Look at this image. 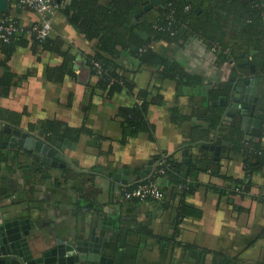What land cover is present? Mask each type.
<instances>
[{
    "label": "crops",
    "instance_id": "obj_1",
    "mask_svg": "<svg viewBox=\"0 0 264 264\" xmlns=\"http://www.w3.org/2000/svg\"><path fill=\"white\" fill-rule=\"evenodd\" d=\"M70 3L60 4L46 42L19 36L12 47L0 46V127L46 136L48 124L62 123L92 136L71 140L76 147L66 148L64 167L0 148V221H29L36 257L56 246L63 252L92 246L111 264H264V168L248 173L243 153L230 156L222 148L216 159L215 149L204 148L229 133L213 103L231 73L226 62L198 35L150 44L179 64L186 85L121 47L101 57L97 40H88L64 15ZM9 14L26 27L40 24L33 11L10 7ZM238 30L233 24L223 29L227 42ZM228 48L235 59L255 56ZM100 57L124 78V84L116 81L121 92L109 96V86L105 92L97 87L100 77L91 64ZM143 94L148 129L122 144L123 109L142 106ZM162 158L169 160L162 164L169 173L158 179L163 200L121 202L118 194L152 179ZM120 170L128 172L129 183L113 180ZM225 176L251 179V186L239 190Z\"/></svg>",
    "mask_w": 264,
    "mask_h": 264
},
{
    "label": "trees",
    "instance_id": "obj_2",
    "mask_svg": "<svg viewBox=\"0 0 264 264\" xmlns=\"http://www.w3.org/2000/svg\"><path fill=\"white\" fill-rule=\"evenodd\" d=\"M159 1L158 7H161L160 11L152 15L150 14L151 10L139 17L137 15L140 10L151 3L152 0H109L107 3H104L103 0H71L70 5L64 9L63 13L69 23L77 27L88 40H97L98 54L101 57L106 53L115 54L118 51L117 48L121 47L130 51V54L140 61L143 66L157 67L164 77L173 78L179 85L188 84V82L183 80V71L179 68V64L168 60L150 48V44L153 42L162 39L187 41L191 37H197L198 35V37L207 42L208 50L218 55L219 60H222L223 63L230 60L235 61V51L233 49L229 54L213 52L212 48L215 45H219L223 49H227L228 46H238L241 47L242 52L254 51V63L264 69V4L261 0ZM170 3L176 9L178 18L184 23V26L177 28L178 31L174 36L167 33H157L154 30V25L164 23L165 17L169 14L168 5ZM188 4L192 5V10L189 13H184V8ZM9 15V13L3 14V16ZM230 24L238 27L239 35L232 42H227L226 32H223V29ZM15 39L10 44L0 42V46L12 47ZM101 57L97 61L103 64L106 74L99 78L97 87L105 92L109 86V96L116 92H121V85L117 84L116 81H121L124 84V78L112 72L110 60ZM112 79L115 81L113 82ZM189 82L196 84L198 81L195 82L189 79ZM141 97L142 106L137 104L132 109H123L124 139L121 140L122 144H124L129 134L137 135L148 129L147 122L145 123L148 104L145 103L146 96L143 94ZM228 128V136L218 141L221 144H218L221 149L223 148V151L227 154L243 153L244 162L249 167L248 173L258 171L262 167L264 168V143L262 144V139L256 142L251 137L242 138L243 135L240 128L234 126L232 128L228 126ZM44 130L46 134L54 132V134H50L54 138L61 136L74 141H77L83 134L86 137L92 136V132L84 127L82 129H73L62 123L48 124ZM231 154L229 155L231 156ZM166 164H169L168 158H166ZM164 166L162 165L161 167L165 171L163 176H166L169 171ZM225 179L234 184L235 188L239 190L242 188L247 189L246 185L251 186L252 182L251 179L247 181L244 178L235 179L228 176H225ZM138 184H134L129 189ZM146 201L154 200L148 199ZM88 209L91 208L88 206L84 207V210ZM91 210L95 213V208ZM182 211L183 213H189L185 205L182 206ZM191 213L193 214L194 210Z\"/></svg>",
    "mask_w": 264,
    "mask_h": 264
},
{
    "label": "water",
    "instance_id": "obj_3",
    "mask_svg": "<svg viewBox=\"0 0 264 264\" xmlns=\"http://www.w3.org/2000/svg\"><path fill=\"white\" fill-rule=\"evenodd\" d=\"M59 2V0H57ZM264 4V0H261ZM159 0H152L151 3L144 6L137 17L153 10L155 7L159 6ZM10 9V0H0V13L8 14ZM200 12L199 9H197ZM248 61L240 63V65L247 64ZM233 82L236 80V77H232ZM235 82V81H234ZM247 87H234L232 90L233 93L236 92L234 99L243 98L240 108L235 102L232 104V107L226 108L228 100L233 97H222L219 100V105L225 110L223 112V117H228L227 120L229 124H232L234 117L239 115L241 117V132L246 134H251L252 136L260 137V128L262 127L263 121L259 119L256 113V104L258 98L255 96V92L258 87V80L252 81L247 80L244 83ZM236 85V83H235ZM254 85V89L251 88ZM251 93L252 95H246L245 93ZM254 92V93H253ZM0 98H1V89H0ZM238 109V110H237ZM237 110V111H236ZM228 114V115H227ZM12 129L5 128V131L13 134V138L10 141V144L3 143L1 146L3 148H14L18 145V149H23L28 154H31L35 158L39 159L43 165L49 167H64L65 164L61 162L59 157L63 158L65 156L66 148L76 147V143L72 142L69 139L60 137L58 142L55 143V146L50 145L49 143L43 140V134H33L28 131H17ZM204 148L215 149L216 159H219L221 154V147L216 146H204ZM127 171L120 170L117 174L113 176V180L116 182H121L122 184L129 183ZM122 176H125L122 178ZM114 186V185H113ZM27 220L19 219H7L0 221V264H111V260L107 257L100 255L98 250L93 251V247L90 246V250H84L81 252V248H77L76 251L72 246H68L64 249V252L59 250L58 246L56 249H53L52 253L49 251L42 252V256L36 257L34 251L31 249V244L29 242V237L31 234V225ZM57 258V259H54Z\"/></svg>",
    "mask_w": 264,
    "mask_h": 264
},
{
    "label": "built area",
    "instance_id": "obj_4",
    "mask_svg": "<svg viewBox=\"0 0 264 264\" xmlns=\"http://www.w3.org/2000/svg\"><path fill=\"white\" fill-rule=\"evenodd\" d=\"M66 0H10V7L33 11L40 18V24L35 27H26L12 15L2 16L0 18V42L10 44L19 36H28L38 42H45L53 31V19L60 8V4ZM169 14L165 17L164 23L154 25V30L157 33H167L174 36L177 33V28L184 26V23L178 18L176 9L171 3L168 5ZM192 10V5L188 4L184 8V13H189ZM165 24V26H164ZM213 52H224L229 54L231 48L223 49L219 45L212 48ZM92 68L95 74L102 77L106 74L103 64L100 62H92ZM166 158L161 159V165L164 164ZM160 165V164H159ZM165 174L163 167L155 170L153 178L145 183H140L137 186L129 189L124 188L119 194L121 202L127 201H146L148 199L162 201L163 193L159 186L158 179Z\"/></svg>",
    "mask_w": 264,
    "mask_h": 264
},
{
    "label": "flooded vegetation",
    "instance_id": "obj_5",
    "mask_svg": "<svg viewBox=\"0 0 264 264\" xmlns=\"http://www.w3.org/2000/svg\"><path fill=\"white\" fill-rule=\"evenodd\" d=\"M245 61H248V63L244 64V65H240L239 64V62L240 63H244ZM226 65L230 68L231 73L227 77L226 81L223 83L222 90H221L222 91L221 95L213 103H214V105H216L215 103H217L219 105L218 102H219L220 98H222V97H233V98H230L228 100V104H227L226 108H229V107L231 108L232 104L235 103V102L238 104V108H240L243 98L241 96V98L234 99V97L236 95V92H234L233 96H232V93H231L232 90L230 91V88L233 89L234 87H237V86L247 87L244 84L245 81H247V80H252V81L258 80L257 91L255 92L256 93L255 96L258 98V101H257V104H256V113H255V115L259 119H261L263 121L262 127L259 130L260 131V137L252 136L251 134H246V133L242 132V135H243L242 138L251 137L256 142H258V141H260L262 139L261 141H262V144H263L264 143V141H263L264 140V69L260 68L250 58H247V59L246 58L245 59L244 58L235 59V61L230 60L229 62H226ZM240 66H241V68H240ZM232 68H233V70H231ZM233 76L236 77V80H234L235 82L234 81L231 82L232 81L231 79H232ZM235 83H236V85H235ZM251 88L254 89V85ZM246 95L251 96L252 92L248 93V94L246 92L245 96ZM217 107L221 108L220 109L221 113L219 115L220 124H222V125L226 124L227 126H230L231 128H232V126H234V127L240 128V130H241V117L239 115H236L234 117V121H233L232 124H229L228 123L229 121L227 120L228 117L227 116L223 117V112H224L225 109L223 107H221V106H217ZM8 127L9 126L0 127V148L3 149V150L10 151V152L16 151V150H21V149H18V147H17L18 145H16L12 149L11 148H3L1 146L3 143L10 144V141L13 138V134L12 133L10 134L7 131H5V128H8ZM9 128L12 129L11 131H13V130L23 131V129H20V128H17V127H13L11 125H10ZM13 132H15V131H13ZM60 137L61 136H57V137L54 138L53 136H50V134H47L46 136H43V138H44L43 140H45V142L49 143L50 145L55 146V143L58 142V139ZM216 145H218V140H215L214 143H212V144H210L208 146H210V147L213 146L214 147ZM65 157H66V155L63 157V159ZM59 159L62 160L61 157H59Z\"/></svg>",
    "mask_w": 264,
    "mask_h": 264
},
{
    "label": "rangeland",
    "instance_id": "obj_6",
    "mask_svg": "<svg viewBox=\"0 0 264 264\" xmlns=\"http://www.w3.org/2000/svg\"><path fill=\"white\" fill-rule=\"evenodd\" d=\"M157 8H158V6L155 7V8L151 11V14H152V13H156V11L158 10Z\"/></svg>",
    "mask_w": 264,
    "mask_h": 264
},
{
    "label": "clouds",
    "instance_id": "obj_7",
    "mask_svg": "<svg viewBox=\"0 0 264 264\" xmlns=\"http://www.w3.org/2000/svg\"><path fill=\"white\" fill-rule=\"evenodd\" d=\"M132 187V186H131Z\"/></svg>",
    "mask_w": 264,
    "mask_h": 264
}]
</instances>
